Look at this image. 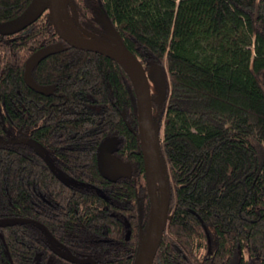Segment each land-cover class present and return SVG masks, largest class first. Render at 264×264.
I'll use <instances>...</instances> for the list:
<instances>
[{
    "label": "trees",
    "instance_id": "1",
    "mask_svg": "<svg viewBox=\"0 0 264 264\" xmlns=\"http://www.w3.org/2000/svg\"><path fill=\"white\" fill-rule=\"evenodd\" d=\"M34 1L0 0V22ZM48 3L0 33V264H136L151 200L135 81L63 40ZM67 10L82 35L136 55L151 89L163 72L153 118L171 218L153 264H264V0H67ZM47 46L32 76L50 94L25 80ZM102 147L132 174L105 178Z\"/></svg>",
    "mask_w": 264,
    "mask_h": 264
},
{
    "label": "water",
    "instance_id": "2",
    "mask_svg": "<svg viewBox=\"0 0 264 264\" xmlns=\"http://www.w3.org/2000/svg\"><path fill=\"white\" fill-rule=\"evenodd\" d=\"M48 6L53 25L63 40L76 48L97 52L117 61L131 73L135 81L139 104L141 147L144 157L146 183L151 200V226L144 248L136 264H153L171 215L169 214L170 198L166 173L155 131L153 97L148 73L138 57L123 45L109 43L97 37H86L70 28L66 21V15H68L67 4L63 9L61 0H49ZM39 14L40 12H36L16 25L0 27V33L14 34L32 23ZM54 51L53 46L43 47L34 52L26 62L25 80L30 87L38 92L50 94L54 88L36 83L32 76V67L36 62L44 59ZM154 81L159 90L157 100L161 101L167 89L161 70L156 71ZM24 140V138H12L14 142ZM46 161L50 166H54L48 157ZM97 163L101 174L111 181H117L132 174V168L128 164L121 162L118 157L113 156L107 147L100 149Z\"/></svg>",
    "mask_w": 264,
    "mask_h": 264
},
{
    "label": "rangeland",
    "instance_id": "3",
    "mask_svg": "<svg viewBox=\"0 0 264 264\" xmlns=\"http://www.w3.org/2000/svg\"><path fill=\"white\" fill-rule=\"evenodd\" d=\"M67 4V0H66V3H65V6ZM41 0H36L34 1L31 6L28 8V10L23 14L21 15L20 17L18 18H15L13 20H10V21H6V22H0V27H8V26H13V25H16L18 23H20L21 21H23L24 19L28 18L29 16L33 15L34 13L37 12L38 8L41 7ZM64 6V7H65ZM63 7V9H64ZM66 21L68 23V26L70 28H72L76 33L78 34H82L81 31L79 30V28L76 26V24L68 17V15H66ZM98 39H101V38H98ZM102 40V39H101ZM154 77V76H153ZM154 83V84H153ZM152 83V90L155 89L154 87H157L155 81Z\"/></svg>",
    "mask_w": 264,
    "mask_h": 264
},
{
    "label": "bare ground",
    "instance_id": "4",
    "mask_svg": "<svg viewBox=\"0 0 264 264\" xmlns=\"http://www.w3.org/2000/svg\"><path fill=\"white\" fill-rule=\"evenodd\" d=\"M66 3V0H61V5L64 7Z\"/></svg>",
    "mask_w": 264,
    "mask_h": 264
}]
</instances>
